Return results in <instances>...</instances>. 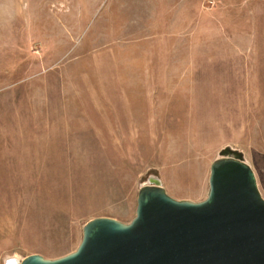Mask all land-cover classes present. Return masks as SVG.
Here are the masks:
<instances>
[{
	"label": "rangeland",
	"instance_id": "1",
	"mask_svg": "<svg viewBox=\"0 0 264 264\" xmlns=\"http://www.w3.org/2000/svg\"><path fill=\"white\" fill-rule=\"evenodd\" d=\"M225 145L264 199V0H0V264L128 222L149 176L203 199Z\"/></svg>",
	"mask_w": 264,
	"mask_h": 264
},
{
	"label": "water",
	"instance_id": "2",
	"mask_svg": "<svg viewBox=\"0 0 264 264\" xmlns=\"http://www.w3.org/2000/svg\"><path fill=\"white\" fill-rule=\"evenodd\" d=\"M3 264H264V199L242 153L228 145L209 165L205 197L174 199L156 176L136 192L134 216H96L74 250L46 258L5 256Z\"/></svg>",
	"mask_w": 264,
	"mask_h": 264
}]
</instances>
